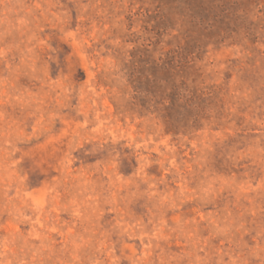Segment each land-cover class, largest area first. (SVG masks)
<instances>
[{"label":"rangeland","instance_id":"obj_1","mask_svg":"<svg viewBox=\"0 0 264 264\" xmlns=\"http://www.w3.org/2000/svg\"><path fill=\"white\" fill-rule=\"evenodd\" d=\"M0 264H264V0H0Z\"/></svg>","mask_w":264,"mask_h":264}]
</instances>
